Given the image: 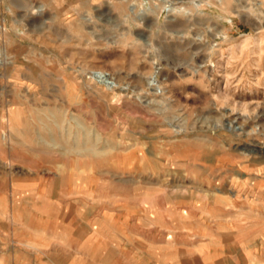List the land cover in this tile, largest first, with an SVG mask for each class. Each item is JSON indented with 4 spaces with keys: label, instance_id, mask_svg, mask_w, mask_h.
<instances>
[{
    "label": "rangeland",
    "instance_id": "obj_1",
    "mask_svg": "<svg viewBox=\"0 0 264 264\" xmlns=\"http://www.w3.org/2000/svg\"><path fill=\"white\" fill-rule=\"evenodd\" d=\"M259 170L264 0H0L6 212L201 227Z\"/></svg>",
    "mask_w": 264,
    "mask_h": 264
},
{
    "label": "crops",
    "instance_id": "obj_2",
    "mask_svg": "<svg viewBox=\"0 0 264 264\" xmlns=\"http://www.w3.org/2000/svg\"><path fill=\"white\" fill-rule=\"evenodd\" d=\"M262 175L260 170L242 174L249 181L240 199L208 201L209 215L201 227L198 220L181 226L169 216L162 222L144 220V212L142 220L123 222L111 212L107 221L101 207L91 214L80 208L74 221L57 206L23 219L18 212H6L0 197V264H264ZM236 202L242 207L235 208ZM233 217L240 225H234ZM238 228L252 232L239 238Z\"/></svg>",
    "mask_w": 264,
    "mask_h": 264
},
{
    "label": "bare ground",
    "instance_id": "obj_3",
    "mask_svg": "<svg viewBox=\"0 0 264 264\" xmlns=\"http://www.w3.org/2000/svg\"><path fill=\"white\" fill-rule=\"evenodd\" d=\"M45 142H47V141H45ZM52 142H54V141H52ZM87 150H89V149H87ZM197 237V236H196Z\"/></svg>",
    "mask_w": 264,
    "mask_h": 264
}]
</instances>
